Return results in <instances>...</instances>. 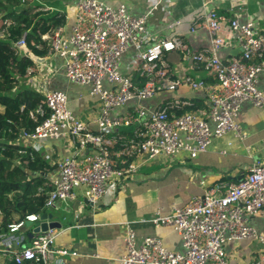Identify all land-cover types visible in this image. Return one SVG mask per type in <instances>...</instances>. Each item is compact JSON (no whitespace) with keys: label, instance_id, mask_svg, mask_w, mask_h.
<instances>
[{"label":"built area","instance_id":"built-area-1","mask_svg":"<svg viewBox=\"0 0 264 264\" xmlns=\"http://www.w3.org/2000/svg\"><path fill=\"white\" fill-rule=\"evenodd\" d=\"M34 1L44 5L42 0ZM156 9L153 6L135 16L124 3L77 0L69 33L60 25L43 36L49 55L64 59L66 78L90 86L100 102L97 132L70 109L69 97L61 90H42L44 102L30 112L33 120L42 119L33 132L25 134L31 146L63 139L73 150L55 164L57 172L48 181L47 210L57 201L74 200L80 186H85L88 201L96 205L106 196L112 180L127 179L137 172L141 157L153 160L187 152L196 158L227 135L243 141L246 134L237 121L242 104L250 101L264 108V90L258 86L264 73V26L259 21L241 22L238 16L228 21L214 9H206L191 27V32L204 29L210 34L209 43L197 50L180 33L149 43L148 20ZM13 24V20L1 19L0 37ZM180 24V20H172L169 28ZM26 37L27 32L14 42V48L38 67L44 66L47 56L30 52ZM231 41L241 52L222 60L219 52ZM130 49L135 50L132 64L143 81L140 86L121 71L122 59ZM174 51L202 67L213 82L188 74L173 77L164 57ZM181 86L205 91L209 110L192 109L195 102L177 94ZM166 93L176 95L155 105L145 104ZM123 107L127 109L118 112ZM220 151L228 153L227 148ZM46 186H40L39 192H45ZM163 211V207L157 208L151 222L157 228L172 226L181 236L184 251L168 249L155 236L139 242L136 231L128 228L126 249L118 264H231L226 246L242 240L262 244V252L248 264H264V232L249 223L255 216L264 219L263 159L253 158L240 180L209 188L185 205L175 203L169 214ZM41 215L30 213L6 223L0 211V264H64L68 256L78 255L70 248L55 246L57 228L34 233L27 226L40 222Z\"/></svg>","mask_w":264,"mask_h":264},{"label":"crops","instance_id":"crops-1","mask_svg":"<svg viewBox=\"0 0 264 264\" xmlns=\"http://www.w3.org/2000/svg\"><path fill=\"white\" fill-rule=\"evenodd\" d=\"M76 1L67 0L62 8L60 7L61 2L59 5V8L67 14V23L64 24L67 33L73 22ZM109 1L113 4H126L130 13L135 16L157 6L148 20L147 38L151 44L161 38L180 33V37L185 42L200 50L209 43L210 34L204 29L191 32V27L200 20L199 17L206 9H214L219 14L225 15L228 21L238 16L241 22L256 20L264 26V0ZM172 20H180L181 24L176 28H169ZM240 52V46L231 41L220 50L219 56L222 60H229L238 56ZM134 57L135 50L130 49L122 59L121 71L133 78L138 77V80H134L140 86L143 81L132 64ZM164 59L173 77L188 74L195 78H203L208 83L213 82L212 77L202 67L184 59L180 51L167 53ZM30 85L39 91L47 88L67 93L73 112L97 132L95 119L100 112V102L98 99L95 103L85 100L88 95L93 96L90 86L76 84L66 78L64 59L56 55H48L44 66H39L35 70L30 79ZM258 86L264 90V73L260 76ZM177 94L182 98L191 99L198 108L209 110V100L205 91H193L187 86H181ZM174 95L176 94L166 93L146 101L145 104L155 105L161 99ZM82 100L85 101L79 103ZM127 107L118 109V112L125 111ZM237 121L246 134L243 141L230 134L215 140L208 151L199 154L196 158H190L187 152H180L179 156L171 161L173 165H185L184 160H190L192 165H197L201 170L198 174L194 171L181 173L180 170L186 167L169 168L167 177H156L152 175V172L161 165L151 164L152 160L141 157L137 160L140 166L137 172L127 179L112 180L106 196L96 205L88 201L85 186L75 189L74 200L57 201L53 208L47 210L48 213L53 214L51 220L62 224L61 228H57L55 246L57 248L67 247L78 253L75 256H68L64 264H118L117 259L126 249L125 235L128 228L136 231L139 242L147 236H155L161 239L168 249L183 252L184 246L180 234L172 226L155 227L151 219L157 208L163 207V214H169L175 203L185 205L193 197L204 195L209 188H216L224 182L240 180V177L248 172L253 158L258 157L264 160V108L246 101L242 104ZM228 141H232L233 145L228 146ZM35 147L46 159L51 157L49 178L57 172L55 164L62 158L73 154L68 141L63 139H47L36 143ZM222 148H227L228 153H221ZM217 155L225 157L221 163L227 174L216 173L202 165V160L207 161ZM178 174H182L181 178L177 177ZM40 222L33 224L30 228L34 229ZM249 223L258 231L264 232L263 218L252 217ZM226 247L230 254L231 264H248L257 258L263 249L262 244L254 240L232 242Z\"/></svg>","mask_w":264,"mask_h":264},{"label":"trees","instance_id":"trees-1","mask_svg":"<svg viewBox=\"0 0 264 264\" xmlns=\"http://www.w3.org/2000/svg\"><path fill=\"white\" fill-rule=\"evenodd\" d=\"M42 1L44 5L34 0H0V20L14 21L0 37V211L6 223L30 213H48L44 204L51 187L47 185L45 192H39V187L49 181L50 161L25 143V134L42 120H33L30 112L44 102L43 93L23 83L38 64L14 48V42L27 32L28 50L41 57L49 55L43 36L66 24L67 14L58 0Z\"/></svg>","mask_w":264,"mask_h":264},{"label":"rangeland","instance_id":"rangeland-1","mask_svg":"<svg viewBox=\"0 0 264 264\" xmlns=\"http://www.w3.org/2000/svg\"><path fill=\"white\" fill-rule=\"evenodd\" d=\"M59 3L61 2V8L66 5L67 0H58ZM45 4V3H44ZM45 7H49L48 5ZM60 8V9H61ZM63 10V9H62ZM24 53V51H23ZM26 55V54H24ZM33 77V75L31 77H29L28 79H26L23 83L27 86L33 87L32 85H30V79ZM16 86H19V83L16 84ZM98 97L97 96H91L88 95L87 98H85V100H87L90 103H95L97 101ZM85 100L80 101L79 103H83ZM70 109H73L71 104H69ZM261 110V109H260ZM25 143H29L28 140L25 139ZM34 148H36L35 146H33ZM43 151V150H42ZM179 156V154L177 155H173V156H169V157H158L151 162V164H160L161 166L159 168H157L156 170H154L152 172V175L156 176V177H167V174L169 173L168 169L169 168H184L186 167V169H181V173H191V171H194L196 174H198L201 170L199 169V167L197 165H192L190 160H184L185 165L183 164H177V165H173L171 164V161L175 158H177ZM225 157L217 155V156H212L210 159H208L207 161L202 160V165H205L208 169H212L214 172L216 173H220V174H227L225 172V168L222 165V160H224ZM48 161L51 162V157L47 158ZM204 161V162H203ZM149 162V163H150ZM147 163V164H149ZM172 174V173H171ZM182 174H178L177 177L181 178Z\"/></svg>","mask_w":264,"mask_h":264},{"label":"water","instance_id":"water-1","mask_svg":"<svg viewBox=\"0 0 264 264\" xmlns=\"http://www.w3.org/2000/svg\"><path fill=\"white\" fill-rule=\"evenodd\" d=\"M242 178V177H240ZM53 218V214L52 213H43L41 215V222L39 225H37L34 229L33 232L37 233L40 231H48L49 229H54V228H61L62 224L59 221H53L51 220ZM33 223L32 222H28L27 226H32ZM33 237V233H31L29 235V238L31 239Z\"/></svg>","mask_w":264,"mask_h":264}]
</instances>
